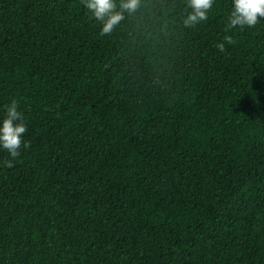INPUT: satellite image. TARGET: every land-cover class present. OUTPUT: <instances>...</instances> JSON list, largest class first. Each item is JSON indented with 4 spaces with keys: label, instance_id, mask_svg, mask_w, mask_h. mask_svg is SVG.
<instances>
[{
    "label": "trees",
    "instance_id": "obj_1",
    "mask_svg": "<svg viewBox=\"0 0 264 264\" xmlns=\"http://www.w3.org/2000/svg\"><path fill=\"white\" fill-rule=\"evenodd\" d=\"M186 4L101 35L83 0H0V116L29 142L0 151V264H264V18Z\"/></svg>",
    "mask_w": 264,
    "mask_h": 264
},
{
    "label": "clouds",
    "instance_id": "obj_2",
    "mask_svg": "<svg viewBox=\"0 0 264 264\" xmlns=\"http://www.w3.org/2000/svg\"><path fill=\"white\" fill-rule=\"evenodd\" d=\"M84 6L91 16L101 23L100 34H110L124 19V12H135L140 6V0H83ZM214 0H187L186 7L191 9L183 18L185 26H191L207 19L208 10ZM258 18H264V0H232L228 14V26H253ZM217 47L223 51V44ZM28 131L24 113L19 110L16 100H12L0 116V151L7 153L8 159L3 161L4 167H12L21 157V148H28L29 142L24 134Z\"/></svg>",
    "mask_w": 264,
    "mask_h": 264
}]
</instances>
